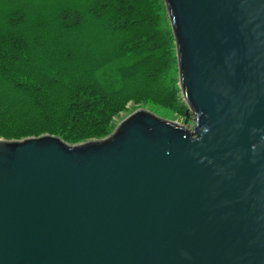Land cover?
I'll return each mask as SVG.
<instances>
[{
    "label": "water",
    "instance_id": "water-1",
    "mask_svg": "<svg viewBox=\"0 0 264 264\" xmlns=\"http://www.w3.org/2000/svg\"><path fill=\"white\" fill-rule=\"evenodd\" d=\"M191 130L0 140V264H264V0H162Z\"/></svg>",
    "mask_w": 264,
    "mask_h": 264
},
{
    "label": "trees",
    "instance_id": "trees-1",
    "mask_svg": "<svg viewBox=\"0 0 264 264\" xmlns=\"http://www.w3.org/2000/svg\"><path fill=\"white\" fill-rule=\"evenodd\" d=\"M129 104L187 116L162 0H0V140H101Z\"/></svg>",
    "mask_w": 264,
    "mask_h": 264
},
{
    "label": "rangeland",
    "instance_id": "rangeland-1",
    "mask_svg": "<svg viewBox=\"0 0 264 264\" xmlns=\"http://www.w3.org/2000/svg\"><path fill=\"white\" fill-rule=\"evenodd\" d=\"M170 26V25H169ZM179 87V86H178ZM130 105V104H129ZM126 108V111L123 112L119 118H117L115 120L116 124L115 127L113 128L112 132L114 131V129L116 128V126L121 123L124 119H126L129 115H131L132 113H134L137 110H144L147 111L151 114H154L164 120L170 121L174 124H178L184 128H186L187 130H191L192 126H193V122L191 119V116L189 114L186 113L187 116H180L176 113H172L170 111L158 108V107H153L151 105L148 104H144V105H130ZM111 132V133H112Z\"/></svg>",
    "mask_w": 264,
    "mask_h": 264
}]
</instances>
